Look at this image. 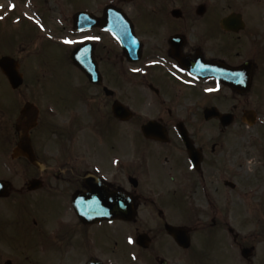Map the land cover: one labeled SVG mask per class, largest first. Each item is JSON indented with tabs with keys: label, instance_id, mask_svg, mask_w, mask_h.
Here are the masks:
<instances>
[{
	"label": "flooded vegetation",
	"instance_id": "obj_1",
	"mask_svg": "<svg viewBox=\"0 0 264 264\" xmlns=\"http://www.w3.org/2000/svg\"><path fill=\"white\" fill-rule=\"evenodd\" d=\"M13 2L0 61L24 83L0 65L1 264H264L231 225L263 210L246 129L264 107V0ZM31 74L57 84L39 98ZM19 121L40 164L18 152Z\"/></svg>",
	"mask_w": 264,
	"mask_h": 264
},
{
	"label": "rangeland",
	"instance_id": "obj_2",
	"mask_svg": "<svg viewBox=\"0 0 264 264\" xmlns=\"http://www.w3.org/2000/svg\"><path fill=\"white\" fill-rule=\"evenodd\" d=\"M9 0H0V15L1 17L4 18L5 20V14L6 17L8 16V12L6 13V8L9 6ZM0 22V36L5 33V28L3 29L2 24H13L11 20L8 19L5 21ZM57 84L56 81H53L49 76H44L43 74H38V75H28L26 77V85L29 86V92L31 89H37L38 94L37 96L39 98H43V91L44 88L42 86L46 87L49 85ZM264 95V94H263ZM261 115L264 116V107L261 108L259 107L256 109ZM255 124L254 126H249L247 125V133H246V139L247 142L251 140V142H256L257 145L259 146L258 149L262 148V153H259L255 147L248 146V164L250 165L251 168H255V170L260 173V170H263V173H260L264 177V125L263 124ZM254 153L263 155V158H259L258 156H255ZM0 212H5V213H10L11 210L7 208L6 204L4 201H0ZM258 219L255 220H248L246 223L243 221V218L241 216H233L231 217V225L232 227L240 233L241 236L246 237L247 241L249 244H256L260 245L262 249L264 250V203H263V210L262 213L257 216ZM1 225V223H0ZM2 226V225H1ZM0 226V230H1ZM251 234H256V236H253ZM230 244L233 243L232 238H230V241L228 242ZM2 252L0 254H5L4 256H10L11 254L9 253H3V250L6 251V249H2ZM2 255H0V264L2 263ZM110 258H116L114 261V264H130V260L128 257H121L120 255L113 256L109 255L107 256V259ZM2 260V261H1ZM178 264H188L186 262H181Z\"/></svg>",
	"mask_w": 264,
	"mask_h": 264
},
{
	"label": "water",
	"instance_id": "obj_3",
	"mask_svg": "<svg viewBox=\"0 0 264 264\" xmlns=\"http://www.w3.org/2000/svg\"><path fill=\"white\" fill-rule=\"evenodd\" d=\"M4 71L8 74L12 84L17 87L23 81L22 76L18 72V70L11 64L9 59H5L4 63H1ZM20 129V136H21V146L27 156L30 158L31 161L37 163L34 158L32 149L30 147V140L28 134L25 130ZM169 232L175 237V239L181 243L182 245H188L189 242L187 240L186 230L180 227H174L172 225H168ZM186 235V237H184Z\"/></svg>",
	"mask_w": 264,
	"mask_h": 264
},
{
	"label": "snow or ice",
	"instance_id": "obj_4",
	"mask_svg": "<svg viewBox=\"0 0 264 264\" xmlns=\"http://www.w3.org/2000/svg\"><path fill=\"white\" fill-rule=\"evenodd\" d=\"M13 7H14V5H13ZM67 43H72V41H70V40H68V41H66ZM129 240L131 241V237H129Z\"/></svg>",
	"mask_w": 264,
	"mask_h": 264
}]
</instances>
